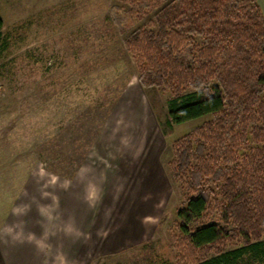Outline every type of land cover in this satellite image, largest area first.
Segmentation results:
<instances>
[{"label": "rangeland", "instance_id": "rangeland-1", "mask_svg": "<svg viewBox=\"0 0 264 264\" xmlns=\"http://www.w3.org/2000/svg\"><path fill=\"white\" fill-rule=\"evenodd\" d=\"M115 1L0 0V264H176L183 198L166 166L206 118L167 125L168 95L141 87Z\"/></svg>", "mask_w": 264, "mask_h": 264}, {"label": "trees", "instance_id": "trees-1", "mask_svg": "<svg viewBox=\"0 0 264 264\" xmlns=\"http://www.w3.org/2000/svg\"><path fill=\"white\" fill-rule=\"evenodd\" d=\"M144 90L168 95L167 125L205 117L171 145L183 198L176 264L264 261V16L257 0H116ZM0 15V54L7 46Z\"/></svg>", "mask_w": 264, "mask_h": 264}, {"label": "clouds", "instance_id": "clouds-1", "mask_svg": "<svg viewBox=\"0 0 264 264\" xmlns=\"http://www.w3.org/2000/svg\"><path fill=\"white\" fill-rule=\"evenodd\" d=\"M121 142H122V144H124L126 146L129 144V140L127 137H123ZM89 172H90V169L87 166H85V167L81 168L80 175L82 178H86L88 176ZM41 175H44L43 171L41 172ZM58 180H59L58 177L53 176L50 180V183L55 184L56 182H58ZM45 195H47V193ZM89 199L92 202H95L97 199H99V189H98L97 185L93 182L89 183ZM17 211L19 212L21 210L18 209ZM66 230L68 232H72V231H75V228L73 225L69 224L67 226ZM56 264H69V262H68L67 257L63 253H59L56 256Z\"/></svg>", "mask_w": 264, "mask_h": 264}, {"label": "crops", "instance_id": "crops-1", "mask_svg": "<svg viewBox=\"0 0 264 264\" xmlns=\"http://www.w3.org/2000/svg\"><path fill=\"white\" fill-rule=\"evenodd\" d=\"M264 16V0H257ZM163 175V173H161Z\"/></svg>", "mask_w": 264, "mask_h": 264}]
</instances>
